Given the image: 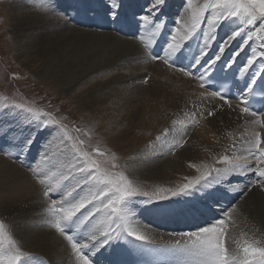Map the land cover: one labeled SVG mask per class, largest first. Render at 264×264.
<instances>
[{"label":"snow or ice","instance_id":"1","mask_svg":"<svg viewBox=\"0 0 264 264\" xmlns=\"http://www.w3.org/2000/svg\"><path fill=\"white\" fill-rule=\"evenodd\" d=\"M38 2L45 12L58 11L55 0ZM148 4L147 14L141 15L137 22L142 30L137 37L142 55L195 80L200 89L215 85L219 90L202 92V98H217L232 111L238 108L239 118L253 117V125L264 127V107L254 109L251 106L258 89L264 96V62L251 76L248 75L258 59L264 61V0H204L203 3L186 0V16L175 20L177 27L162 48L163 55L154 54L152 47L166 27V21L161 17L167 0H148ZM106 6L111 20L118 21L121 0H106ZM205 22L207 28L202 32L201 43L186 54L187 42L197 37ZM221 27L227 29L226 38L218 44L214 54L209 55ZM238 38V50L231 49ZM250 42L255 47L246 63L231 71L236 58L251 46ZM226 51L228 56H225ZM186 58L187 66H178L183 65ZM225 68L230 71L220 75ZM229 80L231 87L225 84ZM147 82L146 78L143 83ZM232 87L239 93L235 108L228 98ZM223 105L210 109L194 106L195 110L185 112L183 119L173 120L149 147L155 148L159 144L174 154L176 149L188 143L185 137L189 129L201 120L214 118L223 110ZM2 106L5 110L22 113L23 118L6 126L0 125V155L27 159L44 137L39 143L38 159L34 166L28 167L41 188L43 226L62 238L71 250L74 264H100L98 257L105 253L111 258L107 264H127L121 258L123 253L135 254L137 260L146 253L170 254L175 257V264H264V233L257 236L260 233L257 228L252 235L246 231L234 235L233 229L237 227V217L242 209L239 204H221L229 193L247 197L254 189L264 192V138L259 131L254 129L249 138H241L240 142L246 145L240 149L242 154H227L236 148L234 140L229 149L213 157V163L190 164L198 175L184 177L185 182L176 187H158L149 193L141 191L125 172L116 171L119 168L116 153L92 146L89 142L91 130L85 131L75 124L70 126L67 117L58 114V108L51 104L39 106L35 102H4ZM247 123L249 121L245 120ZM249 173L256 178L241 186L237 178ZM138 196L146 197V203L185 197L194 205H202L206 212H201L202 220L195 230L176 234L180 239L175 243L164 249H144L138 245H151L152 241L148 227L137 219L134 210V199ZM0 264L48 262L23 251L10 227L0 217Z\"/></svg>","mask_w":264,"mask_h":264},{"label":"bare ground","instance_id":"2","mask_svg":"<svg viewBox=\"0 0 264 264\" xmlns=\"http://www.w3.org/2000/svg\"><path fill=\"white\" fill-rule=\"evenodd\" d=\"M98 1L104 4L99 5L92 0H55L58 11L45 12L32 0H12L10 27L13 45L17 51L15 58L62 92L73 91L77 84L87 82L84 83V90L75 94L74 98L80 99L78 101L84 105L88 119L98 122L97 128L103 131L102 135L109 141V147L117 150L120 157L126 156L125 164L129 170L127 172L131 173L133 182L137 179L139 182L151 179L163 181L170 179L174 174L182 175L192 163H213V157L229 149L234 140L236 149L246 147L234 137L241 135L245 139L249 138V133L246 132L249 130L252 133L254 129L263 134L261 129L264 127L251 123L255 118H239L238 108L232 111L227 105H223V101L202 98V92H209L205 89L200 92L195 80L184 77L175 69L167 68L162 62H153L142 55V46L137 40L142 30L137 22L141 14H147L148 8L145 9L144 0H141V4L136 3L139 0H121L122 7L116 22L107 14L106 0ZM185 3L184 0H167L163 16L168 12V19L161 17L166 21L159 43L163 47L170 38L171 31L177 27L173 23L174 16L177 14L175 20L186 16ZM183 4V9H173L174 5L182 7ZM206 28L205 22L201 25L197 37L187 42L189 48L185 49L186 54L195 50L201 43L200 37ZM125 32L131 34L132 38L122 37ZM226 32L225 27L217 30L216 40L212 42L209 55L214 54L218 44L226 38ZM239 42L238 38L233 42L231 49L238 50ZM250 45L236 58L235 64L242 67L246 63L252 47H255L251 42ZM228 55L229 52L226 51L225 56ZM262 62L264 61L258 59L248 75L259 68ZM188 63L186 58L180 66H187ZM145 71L150 75L143 76L141 73ZM106 74L109 76L105 77ZM146 78L147 83L141 81L143 84L139 85L140 87L133 88L140 80ZM108 84L114 88L109 89ZM231 103L235 108L237 101L231 100ZM221 105L223 110L218 111L214 118L203 120L206 121V126L210 124L207 122L212 123L213 127L210 129L216 127L220 131L217 137L209 135L210 139H217L216 144H213L216 140L211 139L213 148L210 151H205L206 144L210 141L209 136H206L208 128L201 132L200 129L197 136L188 137V143L183 149L176 151L177 155L173 160H162V166H157V163L135 168L136 161L143 162L144 158L150 161V157L155 156L150 154L143 157V154L138 152L168 150L166 146L162 148L159 144L155 148L143 145L148 143L151 137L155 140L165 128L170 127L171 121L183 119L184 112L194 111V106L210 109L213 106L220 108ZM20 120L21 116L8 112L0 105V125L6 126ZM245 120L249 123L245 124ZM228 133L232 135L229 136ZM244 133L246 135L243 136ZM40 140L43 141V136ZM38 143L27 159L23 156L19 160L9 159L0 155V217L10 227L16 239L20 236L18 242L23 251L42 257L48 264H71L70 260L73 259L70 248L62 238L42 223L41 206L44 202L40 198L41 188L33 179L28 167L30 164L34 166L38 159ZM240 154L242 153H237ZM237 179L243 186V183L254 178L248 174ZM146 200H141L143 204L140 208L141 201L134 204L137 219L148 227V235L152 241L151 245H138L144 249H164L165 246L175 243L180 239L176 234L195 230L202 220L201 212H206L202 205H194L185 197H172L158 204L146 203ZM221 204H239L242 209V213L237 217L240 226L237 225L233 229V234L237 231L234 235L239 236L241 231L252 235V231L257 228L260 229L257 236L264 233V192L254 189L247 197L229 193L221 200ZM121 258L127 264H175V257L170 254L146 253L143 258L137 260L135 254L129 256L123 253ZM98 259L100 264H107L111 258L105 253Z\"/></svg>","mask_w":264,"mask_h":264},{"label":"rangeland","instance_id":"3","mask_svg":"<svg viewBox=\"0 0 264 264\" xmlns=\"http://www.w3.org/2000/svg\"><path fill=\"white\" fill-rule=\"evenodd\" d=\"M12 0H0V105L3 107L4 102L8 103H28L32 104L35 102L39 106H44L47 104H51L53 108H58L60 112L58 113L59 115H63L67 117L66 122H70L71 124H75L76 126L81 127L85 131L91 130L90 131V144L92 146H99L101 149H108L110 152L116 153V155L119 157L117 163L119 165V168L116 169V171H123L125 172L126 175H128L129 179L133 180L131 173L127 172V165L125 164L126 161V156L120 157L119 152L117 150L115 151L114 148L109 147V141L107 142V139L105 136L102 135L103 131L98 130V126L96 122H92L90 119H88V116L84 112V105L78 101L75 100L77 99L76 97L74 98L75 94H80V91L84 90V87L86 86L87 82H82L77 84L75 87V91H70V92H62L60 89H58L56 86L53 84L49 83L47 80H43L41 76H37L35 72L30 71V69H27L26 67L23 66L20 61L15 58V51H16V46L13 44V34L11 31V18H10V3ZM33 2H36L39 4L38 0H32ZM128 1V0H127ZM186 1V0H184ZM198 3H203L204 0H197ZM149 5V4H148ZM181 9L184 8V4ZM17 52V51H16ZM143 76H149L150 74L148 72H142L141 73ZM109 75H105V77H108ZM95 79V78H94ZM98 80V79H96ZM144 80H140V82L137 83V86H134L133 88H138L140 87L139 85H142V82ZM85 83V84H84ZM85 85V86H84ZM83 86V87H82ZM82 87V88H81ZM110 87L114 88L113 85L108 84V88ZM80 88V89H79ZM198 90L201 92L202 90L198 88ZM75 92V93H74ZM78 92V93H77ZM73 94V95H72ZM4 98H7L5 101ZM79 102V103H78ZM4 109V108H3ZM8 112L18 114L23 118V114L19 113L18 111L15 110H7ZM188 112V111H185ZM184 112V113H185ZM87 118V121H86ZM91 123H90V122ZM172 122V121H171ZM96 123V124H94ZM210 123L208 126H206V121L203 122V120L200 121L199 124H197L195 127L190 128L188 131V136L185 137L188 141V137L190 136H197V131L200 130H206L208 128L207 132V137L210 135H216L218 133V129L215 127L213 129H210L212 126L211 122H207V124ZM96 125V127H95ZM152 125V124H151ZM154 125V123H153ZM170 125V124H168ZM177 128H180V125H177ZM199 127V129H198ZM205 128V129H204ZM152 127L150 128L151 131ZM193 129V130H192ZM160 130V129H157ZM162 130V129H161ZM239 131V130H238ZM263 131L262 138H264V128L261 129ZM160 132V131H159ZM220 132V131H219ZM249 133V136H251V131H247L246 134ZM245 133L243 134L246 135ZM210 136L208 137L210 139ZM216 137H212L211 139L214 140L213 144H216L217 139ZM239 137V138H238ZM85 139H88V137H84ZM241 135L234 137V139H237L238 141H241ZM44 139V137H43ZM105 139V140H104ZM204 139V138H203ZM207 142L206 148L208 151H210L213 147H211V140ZM206 140V138H205ZM154 141V137H151L150 141L146 143L143 146L149 147L150 144ZM40 142H42L40 140ZM39 142V143H40ZM38 143V144H39ZM229 143V142H228ZM225 145V144H222ZM184 148V147H183ZM183 148L176 149V151H179ZM230 148V147H229ZM173 154L172 152H169V150L165 152H161L160 150H145L142 152H138L143 154L144 156H151L150 161L146 158L143 159V162L136 161V167L135 168H142V166H151V165H158L157 166H162L163 162L162 160H168V159H174L176 158L177 152ZM233 152L240 153V150L238 149H232L230 150L227 154L231 155ZM160 153H163L162 155ZM167 158V159H166ZM172 159V160H173ZM9 162L11 160L8 159ZM160 161V162H159ZM133 163H131L132 165ZM200 165L199 163H197ZM202 165V164H201ZM126 168V169H125ZM187 169V167H186ZM129 171V170H128ZM198 175V173L195 171V169L190 168L188 166V169L185 173H182V175L177 176V174H174L173 177L167 180H159V179H151L149 181H144L141 180L139 182V179L135 180L134 183L140 188L141 191L144 192H149L152 193L154 192L158 187H166V188H172L176 187L179 184L185 182L184 177L186 176H195ZM249 176L252 178H256L253 174L249 173ZM158 180V181H157ZM137 182V183H136ZM142 199H147L146 197L143 196H138L134 199V204L138 203ZM165 201V200H163ZM162 201V202H163ZM160 201H153L152 204H158ZM143 204L141 201L139 204L140 206ZM238 226H240L239 223H237ZM237 233V231H235ZM234 233V234H236ZM17 241L20 242V236L17 238ZM68 247V246H67ZM71 254V250H70ZM72 256V255H71ZM73 259V257H72ZM71 264H74L73 260Z\"/></svg>","mask_w":264,"mask_h":264}]
</instances>
